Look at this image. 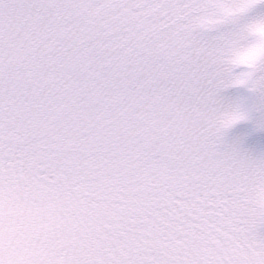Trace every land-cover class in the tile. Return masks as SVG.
Wrapping results in <instances>:
<instances>
[{
	"label": "snow or ice",
	"instance_id": "obj_1",
	"mask_svg": "<svg viewBox=\"0 0 264 264\" xmlns=\"http://www.w3.org/2000/svg\"><path fill=\"white\" fill-rule=\"evenodd\" d=\"M0 264H264V0H0Z\"/></svg>",
	"mask_w": 264,
	"mask_h": 264
}]
</instances>
